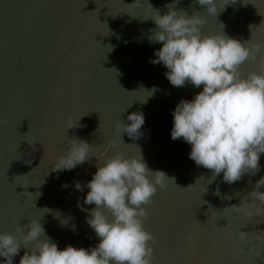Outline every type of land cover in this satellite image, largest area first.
Wrapping results in <instances>:
<instances>
[{
    "label": "water",
    "instance_id": "obj_1",
    "mask_svg": "<svg viewBox=\"0 0 264 264\" xmlns=\"http://www.w3.org/2000/svg\"><path fill=\"white\" fill-rule=\"evenodd\" d=\"M174 2L0 0V232L19 239L18 227L35 219L61 250L95 247L99 239L86 222V210L95 205L84 203L86 185L108 157L142 152L151 170L175 179L145 206L144 226L155 238L152 264H264V201L253 195L264 194V182L256 187L264 178V153L255 175L229 184L223 173L215 177L197 166L183 138H171L175 107L203 90L187 82L173 86L168 69L150 63L162 47L149 40L152 18ZM216 4L218 11L228 4L217 17L203 13L195 0L175 7L201 12L207 34L224 25L226 35L262 46L239 67L244 77L260 72L264 0ZM133 112L145 117L140 135L121 136L116 125L131 123ZM71 139L87 141L90 158L72 170L53 171ZM25 251L21 247L13 264Z\"/></svg>",
    "mask_w": 264,
    "mask_h": 264
},
{
    "label": "clouds",
    "instance_id": "obj_2",
    "mask_svg": "<svg viewBox=\"0 0 264 264\" xmlns=\"http://www.w3.org/2000/svg\"><path fill=\"white\" fill-rule=\"evenodd\" d=\"M178 3L175 0L167 4L168 11L163 15L155 11L152 19L156 27L149 40L162 47L150 63L163 64L173 86L183 87L187 82L197 88L203 86V90L192 100L182 99L177 104L171 138H183L191 146L189 158L197 166L211 170L215 177L223 173L224 182L235 183L243 175L259 171L260 154L264 153V69L246 77L239 72L240 65L255 59L262 46L249 47L248 41L242 43L226 35L223 24L218 33L207 34L201 12L189 15L186 10L177 11ZM195 3L204 9L203 13L216 17L228 5L218 11L216 0ZM127 120L131 123L120 120L116 125L121 136L127 133L138 138L144 114L133 112ZM70 128L71 124L67 130ZM89 149L87 141L71 139L53 171L72 170L83 164L90 158ZM167 180L175 182L165 172L151 170L142 152L133 157L116 153L98 163L86 185L89 191L84 203L95 205L86 210V222L99 239L95 247L68 245L61 250L47 235L41 220L31 219L18 227L19 239L12 233L0 232V257L4 264H13L23 247L26 251L19 264H152L154 249L150 242L155 243V238L144 226L148 218L145 206L158 188L166 187ZM262 182L264 178L256 187ZM75 187L82 190L79 182ZM253 195L264 201V194Z\"/></svg>",
    "mask_w": 264,
    "mask_h": 264
}]
</instances>
